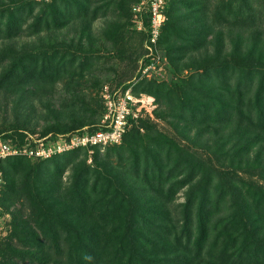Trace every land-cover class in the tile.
Instances as JSON below:
<instances>
[{
  "label": "trees",
  "instance_id": "16d2710c",
  "mask_svg": "<svg viewBox=\"0 0 264 264\" xmlns=\"http://www.w3.org/2000/svg\"><path fill=\"white\" fill-rule=\"evenodd\" d=\"M110 1L50 0L38 8L37 0H10L0 4V39L39 34L71 19L88 27L101 7L114 12ZM139 1L117 4L129 16ZM164 2L166 19L156 48L173 66L172 80L183 85L150 79L134 88L115 84L152 95L154 119L163 116L182 138L158 130L143 113L130 120L118 143L80 146L44 159L3 158L2 214L9 202L21 199V188L33 176L41 179L35 186L51 188H40L44 195H35L31 204L47 216L45 221L35 211L23 217L18 207L9 212L12 228L7 240L0 236V264H19L20 259V264H264V0ZM131 15L138 46L144 40L152 45L148 13L140 14L143 28L138 30ZM132 35L123 34L124 41L132 43ZM179 68L191 72L180 77ZM63 69L55 55L40 50H0V94L5 109L10 101L14 112L11 122L2 117L6 125L0 135L20 132V102L41 101L38 94L53 91ZM108 82L114 80L99 83L92 113L76 97L84 113L71 114L64 127L56 117L40 137L98 129L104 112L100 91ZM177 87H182L180 96ZM89 149L95 166L73 163L72 179L63 186L64 166ZM200 150L213 152L215 160H205ZM244 162L260 176L252 194L239 184L237 168Z\"/></svg>",
  "mask_w": 264,
  "mask_h": 264
},
{
  "label": "rangeland",
  "instance_id": "374dc122",
  "mask_svg": "<svg viewBox=\"0 0 264 264\" xmlns=\"http://www.w3.org/2000/svg\"><path fill=\"white\" fill-rule=\"evenodd\" d=\"M9 1L10 0H0V4L8 3ZM26 1L28 0H25V2ZM37 1L40 4L38 8H40L42 2H49L50 0ZM103 1L105 0H96L95 4H101ZM110 2H112L111 7L115 8L113 10L114 12H107L104 9V6L101 7L97 17L88 22L89 28L86 27V24L84 25V22H81V20L71 19L61 27L43 30L39 34L22 35L12 39H0V50L6 47H11L15 50H19L21 47H27L37 51L40 50V52L46 56L55 55L56 60L64 63L66 67V69L61 71V77L59 80L53 85V91H46L43 94H38L41 101L25 99L20 102L17 108L18 113L21 115L20 132L16 134L12 131H9L8 133L4 131L3 133H5V136L0 135V139L2 138L3 140L5 138V141L9 143L24 142V144H31L34 143L35 140L43 138L40 137L41 135L48 133H44L43 130H45L46 127L55 124L56 117L63 122L61 124L62 127L66 126L71 114L80 116L81 113H84V109H82L81 105H76L78 102L74 99L76 97L84 99V103L89 107L88 112L92 113L98 105L95 101V98L98 97V85L104 79L114 80V82H108L110 89L111 87H114V90H122V86H117L115 81L120 84L125 83L127 86H132V88L138 86L139 81L142 79L155 80L156 82L166 81L171 86L175 85L177 82L179 83V81L172 80L174 77L172 76L173 66L170 65L171 63H168V57L160 46L156 49L150 48L147 46L145 40L143 41V45L140 47L138 46L139 40L135 36L138 37L139 32L135 33V31H132V11L128 16V14L124 13V10L118 6L117 0H112ZM131 5L132 3L130 6ZM135 16L138 17L137 15ZM127 20H130V24L121 27V23ZM135 22L137 23L138 21L135 20ZM121 31H123V33H120ZM108 33H111L112 37L107 38L106 36ZM123 34H125V36H131L133 34L132 36L134 37L132 43H129L131 41L128 40V38L124 41ZM76 54L79 55V57ZM74 56H76V59L73 58ZM152 59L154 64L150 69V74L145 76L142 73V69L146 65L145 63L147 61L150 62ZM88 64H90V67L84 69L85 65ZM176 71L180 73V77L188 76L191 72V70L186 68L181 71L179 68V70L177 69ZM96 78H98V81H96ZM179 85H183L182 81ZM178 87L175 91L177 96H180L181 90L179 89L182 87ZM47 88L48 87H45L44 90ZM3 97L4 96L0 94V128H4L6 125V123H3L2 117L7 116L9 122H11L13 119L12 114H14L11 109L10 101L9 103L7 102V108L5 109ZM153 109L151 114L148 113V115L154 119ZM6 110L7 112L4 113ZM153 121L157 124L156 127L158 130L170 133L177 141L182 138L178 135L179 129L177 128L174 130L169 121L164 119L163 116H160ZM140 131L143 132V129L140 128ZM152 133L153 132H151V134ZM67 134L68 133H65L64 135ZM48 135L49 134L44 137H47ZM58 138L59 136H57L55 140H50L57 141L56 139ZM200 153L201 157L205 160H215L213 152H210L209 150H200ZM93 155L94 152L90 149L87 152H80L75 158H73L74 162L64 166L60 174V180L63 186L69 184L72 179L73 163L85 162V165L91 167L95 166ZM238 165L242 166L237 168L239 173V184L243 186L244 189H248L250 194H252L253 191H255V188L251 187V185L260 182V176L259 173H257L258 169L256 170L254 167H250L249 162L239 163ZM54 166L55 165H52V167ZM33 168H36V164L33 165ZM20 178H22L21 174ZM37 179L41 180L40 178ZM37 179L33 176L29 186L21 188L22 190L25 189L21 199L19 201L15 200L12 203L9 202L7 213H3L4 232L0 236H3L2 238H4L5 235V240L9 237L8 233L12 228L9 212L14 211L16 207L21 209V217L26 216L30 211L32 212V215H34L33 211H35L36 214H40L41 217H44L43 221H45V217L47 216L40 212V209L37 210V208L31 204L33 203L32 201L35 195H44L40 188L48 191L50 190L51 185L37 187L34 184ZM45 179L51 180V177L46 176ZM263 183L264 182H262V184ZM19 249L24 251L21 248ZM53 257H55L54 254ZM18 262L20 264L21 259Z\"/></svg>",
  "mask_w": 264,
  "mask_h": 264
},
{
  "label": "built area",
  "instance_id": "2783aa9c",
  "mask_svg": "<svg viewBox=\"0 0 264 264\" xmlns=\"http://www.w3.org/2000/svg\"><path fill=\"white\" fill-rule=\"evenodd\" d=\"M164 0H140L133 5L132 11L135 16L137 29L142 28L143 21L139 17L141 13H148L149 16V40L152 45L148 47L156 49L157 38L160 28L166 19L164 12ZM154 64L153 59L144 66L142 73L147 76ZM101 98L104 105V112L101 116L98 129L82 133H71L58 135L57 141L47 137L39 138L31 144L21 146L0 139V162L8 155L23 154L30 158H49L50 156L68 151L70 149L84 146L90 147L98 145L103 147L107 144L118 143L124 132L130 125V120L137 118L143 113L151 114L156 106L154 97L146 93H134L128 87L125 90H111L108 84H105L101 91ZM55 140V139H54ZM54 142V143H52ZM92 150V149H90ZM3 183L2 172L0 169V189ZM4 214L0 207V235L4 232Z\"/></svg>",
  "mask_w": 264,
  "mask_h": 264
}]
</instances>
